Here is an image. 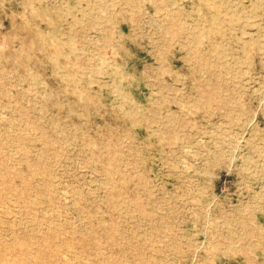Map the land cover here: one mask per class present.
<instances>
[{"label": "rangeland", "instance_id": "1", "mask_svg": "<svg viewBox=\"0 0 264 264\" xmlns=\"http://www.w3.org/2000/svg\"><path fill=\"white\" fill-rule=\"evenodd\" d=\"M0 264H264V0H0Z\"/></svg>", "mask_w": 264, "mask_h": 264}]
</instances>
